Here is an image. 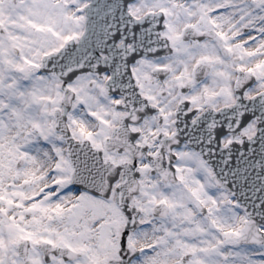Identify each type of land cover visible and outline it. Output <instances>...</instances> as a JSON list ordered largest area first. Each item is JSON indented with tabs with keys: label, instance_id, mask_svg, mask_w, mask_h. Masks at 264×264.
<instances>
[{
	"label": "snow or ice",
	"instance_id": "6c2138e0",
	"mask_svg": "<svg viewBox=\"0 0 264 264\" xmlns=\"http://www.w3.org/2000/svg\"><path fill=\"white\" fill-rule=\"evenodd\" d=\"M0 264H264V0H0Z\"/></svg>",
	"mask_w": 264,
	"mask_h": 264
}]
</instances>
